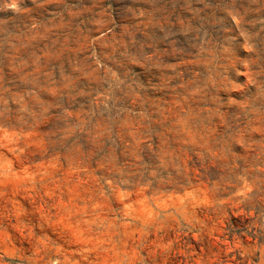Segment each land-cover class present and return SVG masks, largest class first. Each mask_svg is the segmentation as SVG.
Listing matches in <instances>:
<instances>
[{"label": "rangeland", "instance_id": "rangeland-1", "mask_svg": "<svg viewBox=\"0 0 264 264\" xmlns=\"http://www.w3.org/2000/svg\"><path fill=\"white\" fill-rule=\"evenodd\" d=\"M0 264H264V0H0Z\"/></svg>", "mask_w": 264, "mask_h": 264}]
</instances>
